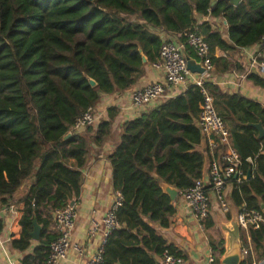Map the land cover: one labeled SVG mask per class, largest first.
I'll use <instances>...</instances> for the list:
<instances>
[{
    "label": "trees",
    "instance_id": "trees-1",
    "mask_svg": "<svg viewBox=\"0 0 264 264\" xmlns=\"http://www.w3.org/2000/svg\"><path fill=\"white\" fill-rule=\"evenodd\" d=\"M214 2L0 0V204H7L23 184L35 179L24 198V231L13 241L15 249L30 248L35 219L46 230L56 210L80 197L91 137L81 134L83 130L73 132L74 125L104 95L133 88L147 65L158 63L161 33L185 43V34L195 32L212 53L219 49L227 56L261 41L264 0ZM200 17L224 19L229 41L210 22L199 23ZM212 62L220 64L214 57ZM225 66L223 72L228 70ZM89 79L97 83L95 88ZM249 79L264 88L263 77L252 74ZM204 88L214 98L246 170L251 167L247 158L257 159L261 144L248 125L258 120L264 125V107L224 94L212 83ZM202 103L201 88L189 86L122 126L120 144L110 157L113 187L123 198L117 212L121 228L108 236L102 264H162L166 249L179 256L159 232L171 226L176 213L161 184L184 191L203 177L204 155L198 150L203 140L198 126ZM115 117L111 109L109 121L95 132L97 142L110 135ZM69 133L72 137L64 140ZM257 164L256 178L237 184L232 199L237 207L263 212L264 165L261 159ZM44 230L39 247L22 264L47 263L56 237ZM241 242L247 249L250 244L264 249V225L259 230L241 229ZM241 264H253L251 252Z\"/></svg>",
    "mask_w": 264,
    "mask_h": 264
},
{
    "label": "crops",
    "instance_id": "crops-1",
    "mask_svg": "<svg viewBox=\"0 0 264 264\" xmlns=\"http://www.w3.org/2000/svg\"><path fill=\"white\" fill-rule=\"evenodd\" d=\"M203 22H210L215 30H219L223 34V39L229 41V27L224 19L200 17L199 23ZM161 38L163 41L172 40L176 43H182L178 37L166 33H161ZM259 52L260 43L249 48L238 49L229 56L223 51L216 49L212 53V57L218 59L220 64L219 66L214 64L211 79L207 80L206 83L217 85L224 94L230 96L240 95L257 101L264 107V88L255 85L249 79L252 74L264 78V75L253 66V59ZM185 54L191 64L199 65L198 58L192 49H188L185 46ZM225 64L228 70L223 72L222 70L226 67ZM194 75L195 78H199L198 74ZM164 78L162 69L154 64L147 65L143 77L133 88L124 92L104 95L95 107L99 114L100 122L87 130L81 131V134L86 133L87 138L91 137V139L86 153V164L82 169V192L80 197L73 202L78 212V219L72 234L71 247L67 258L59 264H88L107 240L102 222L118 194L113 187V169L110 157L120 144L122 126L139 118L145 111L161 105L164 101L183 94L189 86H194L193 78L184 85L173 88L168 87L162 98L153 102L149 107L144 108L140 114L132 105L133 94L149 84L163 82ZM111 109L116 113V117L112 121L111 133L103 142L99 143L95 140V132L103 121H109V111ZM259 122L262 123L261 120H258L253 124ZM240 133L244 135L243 131H240ZM260 142L257 159L248 157L246 160L251 167L244 170L242 168L243 163L240 165L246 181L256 178L258 159H261V164L264 165V140ZM230 145L235 150L231 135ZM198 150L204 155L202 179L209 183L211 165L221 158L227 147L220 146L212 138L203 135V140ZM237 154L239 155L238 152ZM249 171L251 172L250 178H248ZM34 181L35 179L32 178L23 184L21 189L8 200L7 204H0V264H22L24 258L28 255H33L34 249L40 245L39 241H34L31 238L30 248L26 251L17 250L13 246V241L19 240L23 235V218L26 214L24 198L28 195ZM235 181H229L225 188L224 198L228 207L226 211L219 202L216 193L212 190L209 191L210 211L209 217L204 223L194 219L191 209L180 196L174 203L176 213L172 218L171 226L161 228L159 232L167 240L168 245L176 250V254L179 255L178 257L183 261V264H220L227 247V236L222 230V226H229L242 208L237 207L232 199L236 185L240 184L237 180ZM261 206L263 209L262 213H264V203L262 201ZM94 222L98 224L96 233H92ZM39 225L43 231V225ZM44 231L47 235L56 237L54 215L49 220L48 228ZM32 232L33 230L30 231V236ZM250 246L252 247L253 264H264V249L255 250L253 244H250Z\"/></svg>",
    "mask_w": 264,
    "mask_h": 264
},
{
    "label": "built area",
    "instance_id": "built-area-1",
    "mask_svg": "<svg viewBox=\"0 0 264 264\" xmlns=\"http://www.w3.org/2000/svg\"><path fill=\"white\" fill-rule=\"evenodd\" d=\"M214 1L218 2L219 0ZM185 37V43H176L172 40L163 41L159 61L154 65L162 69L165 77L164 81L149 84L143 89L136 91L132 96V105L140 113L144 108L149 107L153 102L162 98L168 87L173 88L184 85L193 78L194 86L201 88L203 103L200 108L198 126L203 135L212 138L218 145L227 147L226 152L221 158L212 163L209 172V183H206L201 178L195 182L193 187L180 191V198L191 209L194 219L200 223H204L208 219L210 211L209 191L212 190L216 193L219 202L226 211L228 207L224 198V192L227 183L233 181L234 178L237 182L242 183L245 180V176L241 170H238L242 162L240 156L230 145V133L216 111L214 98L204 88L206 81L211 79L214 69L211 47L203 36L195 32H187ZM259 43L260 52L253 59V66L264 75V37ZM185 46L191 48L196 54L199 65L205 70L204 73L198 74L189 70L190 60L185 54ZM194 74H198L199 78H195ZM99 122L100 117L98 112L95 108H89L77 120L73 132L88 129ZM122 203L123 198L118 193L114 203L103 218L102 223L106 239L113 232L121 228L117 212ZM77 219L78 212L75 204L72 203L54 212L56 239L50 245V254L46 264H59L67 258ZM237 220L242 230H248L249 227L259 230L264 225V213L242 206L237 214ZM97 230L98 224L94 222L92 233H96ZM248 241L250 243V239ZM104 244L90 259L88 264L103 263ZM249 252H252L251 246L248 249L243 247L242 257L247 256ZM161 261L162 264H183V261L168 249L162 254Z\"/></svg>",
    "mask_w": 264,
    "mask_h": 264
},
{
    "label": "water",
    "instance_id": "water-1",
    "mask_svg": "<svg viewBox=\"0 0 264 264\" xmlns=\"http://www.w3.org/2000/svg\"><path fill=\"white\" fill-rule=\"evenodd\" d=\"M221 1V0H219ZM241 0H229V3L232 5H237L240 3ZM217 2H214L213 5H215ZM143 62L145 64L148 63L147 58L143 55ZM189 70L192 71L193 73H198V74H202L205 72V70H203L201 68L200 65H193L191 64V62L189 61ZM90 84L92 85V87H96L97 83L92 80L89 79ZM250 127L254 128L257 133H258V139L260 141L264 140V127L263 124L261 122L257 123V124H249ZM72 137V133H69L64 140H68ZM251 172L249 171L248 173V178H250ZM161 188L163 190V192L169 196L171 203L174 204L179 196H180V191L174 187L169 186L168 184L162 183L161 184ZM74 204V203H72ZM33 232L31 233V238L34 241H40L41 239V233H42V228L41 226L38 224V221L35 219L33 221ZM222 230L224 231V233L226 234V238H227V247H226V251L225 254L223 255L220 264H241L243 261V257H242V249H243V244L241 242V229L240 226L238 224V220H237V215L236 217L233 219V221H231L229 226H222Z\"/></svg>",
    "mask_w": 264,
    "mask_h": 264
}]
</instances>
